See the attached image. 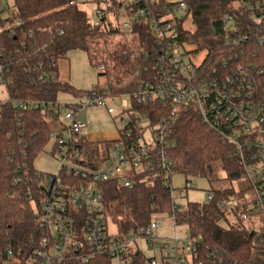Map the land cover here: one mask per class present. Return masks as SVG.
<instances>
[{
  "label": "trees",
  "instance_id": "16d2710c",
  "mask_svg": "<svg viewBox=\"0 0 264 264\" xmlns=\"http://www.w3.org/2000/svg\"><path fill=\"white\" fill-rule=\"evenodd\" d=\"M76 1L0 2V29L6 22L15 24L12 32L0 31L1 56L9 68L3 73V79L9 80L4 85L8 97L23 102L40 100L57 103L59 91L75 96L85 93L58 78L57 60L72 50L84 51L95 67L103 64L105 71L98 72V75H119L125 79L133 77L121 89H113L116 93L132 89L141 82L157 80L153 58L161 45L148 24L131 20L127 30H123L110 20L109 15L115 13V8H121L125 0H109L106 10H100L101 14H95V19L91 21ZM130 1L132 4L126 7L127 12H131L130 8L133 10L141 6L143 0L139 3ZM147 1L157 16L166 15L168 10L172 12V6L183 1L186 9L182 18H177L175 12L170 18L173 22L171 35L180 47L188 44L194 47L195 52H204L205 57L195 66L196 70L210 77L220 72L230 73L237 63L253 74L260 70L261 73L255 75V99L264 104V26L249 15L251 9L258 12L256 4L264 0ZM186 15L191 17L193 30L184 28L179 22ZM227 16L231 20L229 24H224ZM257 25L261 29L255 34ZM119 33L130 35L129 45L115 44L110 50L112 37ZM258 37L263 38L262 43L258 42ZM132 54H141V60L132 63ZM130 104L133 109L145 112L153 122L169 116V104L163 101L137 104L130 100ZM45 117L40 108H19L9 101H0V264H12L13 261L25 264L41 234L37 216L45 195L40 184L44 173L34 168L33 161L47 146H51L53 154V141ZM128 139H124L125 143ZM168 139L170 147L166 151V162L170 176L178 172L185 178H208L212 163L217 162L229 182L244 179L242 162L234 145L202 123L192 105L178 108ZM78 142L84 159L80 162L93 167L106 162L98 143L88 141L84 136L79 137ZM154 170H157L155 162L151 169L132 171L134 183L131 188L122 187L116 178L97 185L102 194L106 224L108 220L115 224L117 236H121L127 228L138 230L155 215L167 214L175 225L185 224L188 227L189 238L199 239L198 249L202 257L207 256L211 260L210 254L215 252L216 256L221 254L224 257L223 264H230L233 259L244 263L263 261L264 248L260 247L259 254L254 253L253 231L235 226L222 227L196 203L183 208L171 199L169 188L163 186L159 178L145 180ZM244 181L250 187L248 181ZM233 192L232 188H226L217 189L215 194L225 197ZM214 199L213 196L212 201L207 203L215 204L217 208V202L223 199L217 202ZM240 207L250 213L245 204L236 209ZM72 264H112V260L109 255L101 254L87 262L73 261ZM130 264H144L143 254L134 252Z\"/></svg>",
  "mask_w": 264,
  "mask_h": 264
},
{
  "label": "built area",
  "instance_id": "2783aa9c",
  "mask_svg": "<svg viewBox=\"0 0 264 264\" xmlns=\"http://www.w3.org/2000/svg\"><path fill=\"white\" fill-rule=\"evenodd\" d=\"M3 1L0 0L1 3ZM141 3V6L133 10L130 8L131 12H127L126 7L132 1L125 0L122 3L121 9L126 21L120 29L128 27L131 20L148 24L157 43L161 45L153 58L157 72L155 82H141L132 89L116 93L113 89H121L130 79L119 75L109 78L104 76L107 80L105 88L92 90L83 101L77 103L40 100L23 102L10 97L5 100L19 108H40L46 117L55 121L57 127L50 131V138L58 167L55 173H44L40 178L45 191L37 216L41 234L25 264H72L73 261L87 262L101 254L109 255L112 264H130L132 254L140 251L136 245L138 240L146 242L152 250L157 249L150 256L143 254L144 264L225 263L224 257L221 254L216 256L215 252L210 254L211 260L207 256L202 257L198 249L199 239L187 236L182 240L175 235L160 242L157 234L160 223L155 218L138 230L127 228L121 236H117V230L109 232L107 224L111 220L106 224L102 212V194L98 184L116 178L122 187L131 188L134 183L131 172L151 169L153 162L156 163L157 170L145 177V180L159 178L163 186L169 188L171 199L175 200L176 192L170 185L166 151L170 147L168 134L181 105H192L202 123L234 145L242 162L243 177L254 193L253 207L245 208L250 213L242 211L241 219H247L256 210L264 222V104L255 99V75L261 71L257 70L253 74L244 69L241 63H237L230 73L220 72L212 77L203 75L183 58V54L179 52L180 45L171 35L173 22L170 18L174 17L173 12H184L186 4L180 1L172 6V12L168 10L166 15L157 16L147 0ZM256 7L259 11L251 9L249 15L264 26V2H257ZM95 14L99 15L101 11L96 9ZM230 20L231 17L227 16L224 24H229ZM14 25L6 22L0 31L12 32ZM260 29L257 25L254 28L255 34ZM240 39L243 40L244 37ZM258 42L262 43L263 38L258 37ZM1 55L0 50V80L6 85L9 80L3 79V73L9 68ZM130 60L136 63L137 57L131 56ZM96 69L98 72L105 71L104 65L100 63L96 65ZM120 80L123 81L122 85H119ZM114 96L127 97L129 100V105L113 116L114 121L121 124L120 139L112 143L108 160L103 165L89 166L80 162L84 159L80 155L78 138L84 136L82 131L86 124L78 119L77 114L85 106L105 105L104 97ZM130 100L137 104H145L151 100L163 101L169 104V116L153 122L145 112L133 109ZM107 112L113 113V108L107 107ZM61 115L63 120H59ZM144 132L148 134L146 139L143 137ZM125 138H129L126 143ZM191 187L194 186L188 181L183 189L176 191L182 195L185 189ZM30 198L33 199L32 196ZM212 199L213 195L208 192L207 201ZM238 206L234 199L217 202L219 210H228L235 218H238ZM229 263L264 264V259L247 263L233 259Z\"/></svg>",
  "mask_w": 264,
  "mask_h": 264
},
{
  "label": "rangeland",
  "instance_id": "374dc122",
  "mask_svg": "<svg viewBox=\"0 0 264 264\" xmlns=\"http://www.w3.org/2000/svg\"><path fill=\"white\" fill-rule=\"evenodd\" d=\"M9 3L12 0H8ZM77 6L87 13L88 20L95 19V11L106 10L109 6V0H78L76 1ZM115 13L109 15L112 24H116L122 27V23L126 21L123 11L121 8H115ZM184 12L177 11L175 16L182 18ZM181 26L186 29L193 30L194 26L191 21V17L186 15L182 20L179 21ZM123 29L127 30L126 26ZM130 35L128 33H119L112 37V45L115 44H128L130 43ZM111 42V40L109 41ZM179 52L183 54V58L190 62L191 65H199L204 57V52H195L194 47L188 44H183L179 49ZM136 56L137 60H141V54H132ZM58 67V78L62 83L70 84L75 90L86 91L85 93L75 96L67 91H59L57 93V100L62 103H77L85 99L86 93L92 89L99 88L104 89L107 80L104 76L98 75V70L89 61L84 51L72 50L57 60ZM107 78H109L107 76ZM133 77L130 76L131 80ZM123 81H119V85H122ZM7 92L3 83L0 80V101L7 100ZM105 105H90L85 106L79 110L77 117L85 125V129L82 131L85 139L88 141L98 143V147L102 156L108 157L111 150L112 143L118 141L120 134V123L114 121V115L121 112V110L129 105L127 97L114 96L104 97ZM107 107L113 108V113L107 112ZM50 128V131L57 129L54 120L45 117ZM59 120H63V115L59 116ZM148 134L144 132L143 137L146 139ZM51 146H47L44 151L39 153L34 161L33 166L37 171L42 173H55L58 167V161L55 156L51 155ZM185 180L194 186L184 190L182 195L177 193V189L184 188ZM170 185L173 188L175 202L185 208L188 204H199L202 211L212 219H214L222 227L235 226L238 228H245L254 232V253H258L260 247L264 248V222L258 211L254 210L247 219H241V212L243 207L238 210V218H235L228 210H219L215 207V204L207 203V193H211L217 202L219 199L224 201H230L234 199L237 204H245V208L253 207L254 193L249 185L240 179L237 181L229 182L225 179L224 171L219 167L217 162L212 163V171L208 178L205 177H188L181 173H172L170 176ZM232 188L233 193L231 195L221 197L219 194H215L217 189ZM154 218L160 223L157 228V234L160 237V242L163 239L172 238L175 235L178 239H186L188 236V227L185 224L175 225L171 217L167 214L155 215ZM109 232H115L116 226L109 222ZM159 242V243H160ZM141 253L150 256L157 251L152 250L149 245L143 240H138L137 244ZM134 248V246H131ZM259 254V253H258ZM12 264H18L17 261H13Z\"/></svg>",
  "mask_w": 264,
  "mask_h": 264
}]
</instances>
